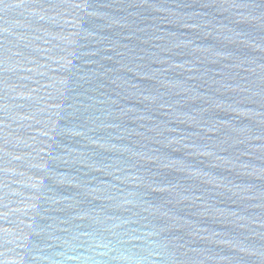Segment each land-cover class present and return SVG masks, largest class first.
<instances>
[{"label": "water", "instance_id": "1", "mask_svg": "<svg viewBox=\"0 0 264 264\" xmlns=\"http://www.w3.org/2000/svg\"><path fill=\"white\" fill-rule=\"evenodd\" d=\"M0 264H264V0H0Z\"/></svg>", "mask_w": 264, "mask_h": 264}]
</instances>
